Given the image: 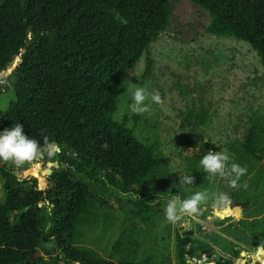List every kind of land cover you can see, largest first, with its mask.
<instances>
[{
    "label": "trees",
    "instance_id": "1",
    "mask_svg": "<svg viewBox=\"0 0 264 264\" xmlns=\"http://www.w3.org/2000/svg\"><path fill=\"white\" fill-rule=\"evenodd\" d=\"M183 1L205 12L207 33L247 43L264 68V0ZM173 7L172 0H0V79L8 82L0 88H11L15 95L0 111L1 128L20 123L41 145L47 138L59 147L55 155L45 153L31 162L35 170L23 179L8 162L0 166V264H188L179 231L174 263L168 256L138 257L133 225L112 243L109 257L78 246L81 228L105 219L96 195L107 183L137 195L129 201V212L144 223L155 224L165 209L164 203L151 204L150 197L185 199L184 186L171 173L158 142L137 139L126 117L111 119L126 78L167 29ZM152 62L146 58L144 76ZM257 120L252 117L243 139L229 147L234 154L229 162L254 172L255 199L260 188L264 195V125L257 128ZM206 123L205 110L191 109L180 128L195 130ZM180 144L197 146L189 137ZM202 155H193L187 166L194 177L208 174L199 163ZM228 254L214 264L243 259L231 249Z\"/></svg>",
    "mask_w": 264,
    "mask_h": 264
},
{
    "label": "rangeland",
    "instance_id": "2",
    "mask_svg": "<svg viewBox=\"0 0 264 264\" xmlns=\"http://www.w3.org/2000/svg\"><path fill=\"white\" fill-rule=\"evenodd\" d=\"M172 4L175 16L170 19L167 29L150 43L148 54L140 57L126 78L124 91L118 97L111 119L121 121L126 117V126L132 128L137 139L144 143L157 141L171 173L179 179L190 175L187 166L191 157L205 154L209 149L226 152L230 161L233 160L234 154L229 147L243 139L252 117L258 119L257 128L264 125V68L247 43L233 37H217L207 33L203 28L208 24L203 10L183 0H172ZM147 57L153 62L150 74L144 76ZM137 87L145 88L149 93L158 91L163 102L154 103L149 97L146 101L149 111L133 113L130 105ZM14 98L13 89L4 91L0 88V111L5 110ZM191 109L205 110L207 123L195 130L191 127L180 128L182 118ZM134 116L137 118L134 119ZM3 130L0 125V131ZM185 137H189L197 146H182L180 142L185 141ZM205 143L208 146L203 150ZM190 148V154L185 155ZM3 163L0 161V166ZM10 165L20 179L28 177L35 170L32 163ZM254 177V172H247L240 178V186L232 188L228 180L218 175L196 176L192 185L182 184L185 199L196 192L206 194L198 213L179 214L178 220L169 222L164 210H161L160 219L155 224L141 222L129 212V199H135L137 195L123 194L111 187L98 203L105 219L89 222L82 227L83 237L78 246L91 248L99 255L109 257L112 243L118 237L127 236L129 227L133 225L138 234V257L157 259L168 256L174 263L175 233L180 232L182 225L184 229L193 228L190 242H185V248L189 250L185 257L191 264L213 263L215 255L227 257L229 245L243 255L240 264H264V253L258 255L248 242V231L262 229L264 223L263 189L258 190L260 196L257 201L249 202L245 207L228 208L229 202L255 199L252 190L258 184ZM220 193L225 194L226 205L217 204ZM228 193H232L231 198ZM172 198L155 195L150 197V203L158 207L164 203L166 207ZM3 200V179L0 176V203ZM208 205L209 210L206 209ZM181 234L184 235L182 230ZM195 242L200 247L196 248ZM239 242L244 245L240 246ZM38 254L45 258L48 256L43 250H39ZM204 256L207 259L199 262ZM117 258V255L114 256V259Z\"/></svg>",
    "mask_w": 264,
    "mask_h": 264
},
{
    "label": "clouds",
    "instance_id": "3",
    "mask_svg": "<svg viewBox=\"0 0 264 264\" xmlns=\"http://www.w3.org/2000/svg\"><path fill=\"white\" fill-rule=\"evenodd\" d=\"M7 83V80L0 79V85ZM149 97L154 103L160 104L163 102L158 91L149 93L145 88L137 87L132 96L131 111L136 114H143L149 111V105L146 103ZM102 147L107 148V144L102 145ZM191 149L185 151V155H189ZM58 151V145H55L47 138H45L43 145L36 139L30 138V136L24 133L23 125L20 123H16L11 128L0 131V161L22 166L25 163L36 161L45 153L53 156ZM229 161L230 157L226 152L209 149L202 155L199 163L210 176L214 177L218 175L228 180L232 188H238L240 186V178L247 173V168L234 162L230 163ZM194 180L195 177L192 175L179 177V182L187 185H192ZM205 198L206 194L202 192H196L188 199H181L178 196L172 198L164 209L166 219L169 222H175L180 218L179 214L193 215L198 213L199 206ZM217 204H227V198L224 193H220Z\"/></svg>",
    "mask_w": 264,
    "mask_h": 264
},
{
    "label": "flooded vegetation",
    "instance_id": "4",
    "mask_svg": "<svg viewBox=\"0 0 264 264\" xmlns=\"http://www.w3.org/2000/svg\"><path fill=\"white\" fill-rule=\"evenodd\" d=\"M107 185H108V187H107V189L106 188H104V192L103 193H101L99 190H97V195H96V197H103V196H105L108 192H109V190H110V188L112 187L109 183H107ZM133 186H131L130 185V189L132 188ZM115 188V187H114ZM91 191H94L93 190V187L91 188ZM119 191V190H118ZM123 194H126V193H133L132 192V190H129V191H126V192H122ZM230 198L232 197V193H230L229 195H228ZM247 201H248V203L250 202V203H252V202H255V201H257L258 199H253V200H249V199H246ZM245 200V201H246ZM129 201H130V199H129ZM245 201H239V202H245ZM99 202H101V200H99ZM234 202H236V201H233V202H229V203H234ZM228 203V204H229ZM247 203V204H248ZM247 204H245L244 206H242V207H245ZM229 208V207H228ZM230 209V208H229ZM249 220V219H248ZM229 223V222H228ZM250 224V223H249ZM183 226L182 225H180V237L182 238L183 236V239L185 240V242L186 243H189L190 242V236L193 234V228L192 227H190V228H187V229H184V228H182ZM184 229V230H183ZM181 230L184 232V235H182L181 234ZM240 230H242V229H235V231H240ZM249 233H248V235H249V238H248V242H249V244L251 245V246H253L254 247V249L255 250H257V253H258V255H260V256H262L263 254V251H264V230H262V229H259V230H252V231H248ZM241 240H243V239H241ZM185 243V244H186ZM230 244H232V243H230ZM239 244H240V246H243L244 244L242 243V242H239ZM194 246L196 247V248H198V247H200L199 245H198V243L197 242H195L194 243ZM229 247H230V249L234 252V253H237L238 252V256L239 257H242L243 258V255L240 253V251L239 250H235V248L233 247V245H229ZM207 249H208V247H206ZM201 250L203 249V248H200ZM187 250V249H186ZM189 251V250H188ZM219 256L218 255H215V258H214V262H215V260L218 258ZM250 257H251V255H250ZM206 257H203L202 259H205ZM264 258V257H263ZM243 260V259H242Z\"/></svg>",
    "mask_w": 264,
    "mask_h": 264
},
{
    "label": "water",
    "instance_id": "5",
    "mask_svg": "<svg viewBox=\"0 0 264 264\" xmlns=\"http://www.w3.org/2000/svg\"><path fill=\"white\" fill-rule=\"evenodd\" d=\"M11 67H8L7 68V70H6V75L11 71ZM1 120H2V118H0ZM66 147H63V149H65ZM76 182V184H78V185H81V186H83L84 188H87L88 186H87V184H85L84 182H82L81 180H76L75 181ZM50 185L52 186V183H50ZM228 195H229V193H228ZM248 203V201H245V202H239V201H236V202H234V203H229L228 204V207L230 208V209H232V208H234V207H236V206H244L245 204H247ZM208 207H210V205H208L207 207H206V209H208ZM209 210V209H208ZM215 262H213V263H206V264H214ZM188 264H191L190 262H188Z\"/></svg>",
    "mask_w": 264,
    "mask_h": 264
},
{
    "label": "bare ground",
    "instance_id": "6",
    "mask_svg": "<svg viewBox=\"0 0 264 264\" xmlns=\"http://www.w3.org/2000/svg\"><path fill=\"white\" fill-rule=\"evenodd\" d=\"M201 261V260H200Z\"/></svg>",
    "mask_w": 264,
    "mask_h": 264
},
{
    "label": "built area",
    "instance_id": "7",
    "mask_svg": "<svg viewBox=\"0 0 264 264\" xmlns=\"http://www.w3.org/2000/svg\"><path fill=\"white\" fill-rule=\"evenodd\" d=\"M194 260V259H193Z\"/></svg>",
    "mask_w": 264,
    "mask_h": 264
}]
</instances>
